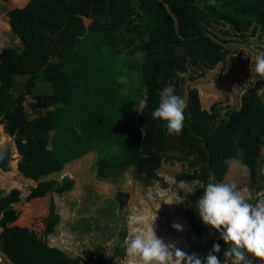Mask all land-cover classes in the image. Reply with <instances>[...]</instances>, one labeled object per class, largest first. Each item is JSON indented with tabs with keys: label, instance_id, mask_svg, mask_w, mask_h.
<instances>
[{
	"label": "trees",
	"instance_id": "1",
	"mask_svg": "<svg viewBox=\"0 0 264 264\" xmlns=\"http://www.w3.org/2000/svg\"><path fill=\"white\" fill-rule=\"evenodd\" d=\"M4 2L20 42L0 47V125L16 135L23 157L18 168L29 186L26 194L13 187L0 195L4 263L106 264L103 245L71 255L50 243L61 221L54 195L75 186L74 178L53 176L92 152L100 178L130 171L146 187L160 182L167 188L161 168L182 164L176 181L197 182L178 194L205 249L200 256L219 243L223 261L227 245L203 224L195 202L201 185L226 181L232 160L247 169L254 192L264 189L263 82L224 114L217 102L203 106L194 83L228 57V40L218 31L264 44V0ZM166 84L188 105L179 136L167 135L164 122L151 116ZM140 99L148 102L144 113L134 110ZM130 196L120 190V204Z\"/></svg>",
	"mask_w": 264,
	"mask_h": 264
},
{
	"label": "rangeland",
	"instance_id": "2",
	"mask_svg": "<svg viewBox=\"0 0 264 264\" xmlns=\"http://www.w3.org/2000/svg\"><path fill=\"white\" fill-rule=\"evenodd\" d=\"M0 17V37L3 39L0 47L19 44V38L8 32L5 19ZM218 34L223 40H228L225 41L228 57L194 85L200 90L204 107L210 108L217 102L224 114L226 110L240 106L242 93L256 81L262 80L261 92L264 95V79L254 71L255 57L264 51V44L256 37L242 40L235 36L225 37L221 31ZM183 169L185 167L180 163L163 165L160 174L169 184L165 188L160 182L146 187L136 181L130 171L117 179L100 178L97 175V152L68 164L62 173L53 176L57 179L63 176L74 178L75 186L71 191L54 195L61 221L56 232L50 236V243L71 255H79L86 248L103 245L106 264H140L138 258L127 254L125 240L129 238L130 226L150 231L152 218L156 216L154 231L166 244L175 243L186 253L202 255L205 249L184 215L186 200L178 194L179 188L192 189L197 182L178 183L176 175ZM230 181L237 182L252 200L264 201V189L259 193L254 192L248 171L238 160L231 161L225 183ZM21 182L26 183V180ZM22 186L26 194L29 186ZM120 190L131 194L125 206L118 200ZM174 223L181 225L183 230L174 229ZM213 236L218 237L216 231H213ZM251 259L253 264H264L258 258L251 256Z\"/></svg>",
	"mask_w": 264,
	"mask_h": 264
},
{
	"label": "clouds",
	"instance_id": "3",
	"mask_svg": "<svg viewBox=\"0 0 264 264\" xmlns=\"http://www.w3.org/2000/svg\"><path fill=\"white\" fill-rule=\"evenodd\" d=\"M209 2L214 4L215 0ZM254 71L264 79V51L256 55ZM147 107V100L140 99L134 110L144 113ZM187 107V102L176 94L175 86L166 84L159 91V104L151 116L164 122L162 126L167 135L179 136ZM200 187L203 194L197 198L195 210L203 224L218 232L219 238L227 245L223 261L217 255L221 252L219 243H214L204 257L186 253L175 243L166 244L154 231L156 216L152 218L150 231L130 226L129 238L125 240L127 254L138 258L140 264H253L249 254L264 261V201L252 203L253 198L245 195L235 181L209 182ZM172 227L183 230L176 223Z\"/></svg>",
	"mask_w": 264,
	"mask_h": 264
},
{
	"label": "water",
	"instance_id": "4",
	"mask_svg": "<svg viewBox=\"0 0 264 264\" xmlns=\"http://www.w3.org/2000/svg\"><path fill=\"white\" fill-rule=\"evenodd\" d=\"M0 128V170L8 176L20 174L18 163L23 157L18 150L16 135L6 133L3 125Z\"/></svg>",
	"mask_w": 264,
	"mask_h": 264
},
{
	"label": "crops",
	"instance_id": "5",
	"mask_svg": "<svg viewBox=\"0 0 264 264\" xmlns=\"http://www.w3.org/2000/svg\"><path fill=\"white\" fill-rule=\"evenodd\" d=\"M12 1L17 6L23 7L28 3L29 0H12ZM3 5L5 6L4 0H0V16H2L5 19L6 28H7L8 32H12L11 26L9 24V17L7 16V13H6ZM0 21H1V17H0ZM2 40L3 39L0 37V44H1ZM0 130H2V128H0ZM22 180H24V177H22L20 174L8 176L0 170V195H5L13 187L22 188L21 184H24V182H21ZM29 184H33V181H29ZM0 232H1V228H0ZM0 264H5L4 263V257L1 255V253H0Z\"/></svg>",
	"mask_w": 264,
	"mask_h": 264
},
{
	"label": "bare ground",
	"instance_id": "6",
	"mask_svg": "<svg viewBox=\"0 0 264 264\" xmlns=\"http://www.w3.org/2000/svg\"><path fill=\"white\" fill-rule=\"evenodd\" d=\"M26 186H27V184H26ZM21 187H23V186L21 185Z\"/></svg>",
	"mask_w": 264,
	"mask_h": 264
}]
</instances>
